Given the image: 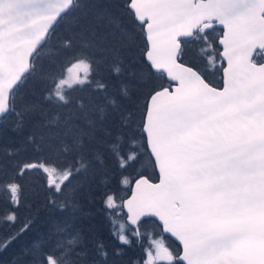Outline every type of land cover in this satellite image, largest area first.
I'll return each instance as SVG.
<instances>
[{
	"label": "snow or ice",
	"instance_id": "1",
	"mask_svg": "<svg viewBox=\"0 0 264 264\" xmlns=\"http://www.w3.org/2000/svg\"><path fill=\"white\" fill-rule=\"evenodd\" d=\"M0 264H264V0H0Z\"/></svg>",
	"mask_w": 264,
	"mask_h": 264
},
{
	"label": "trees",
	"instance_id": "2",
	"mask_svg": "<svg viewBox=\"0 0 264 264\" xmlns=\"http://www.w3.org/2000/svg\"><path fill=\"white\" fill-rule=\"evenodd\" d=\"M193 59V56L192 55H190V56H188V57H186V60H188V61H191ZM211 79H213V81H216L218 78L217 77H212ZM97 208H99V205H97ZM46 215V212L45 211H43V210H41V213H40V216L41 217H43V216H45ZM97 221H99L100 223H101V225H102V232H103V235L105 236V237H107V235H108V225L105 223V222H103V218H102V216H98L97 217V220L96 221H93V223L95 224V223H97ZM37 224H40L39 222L37 223ZM37 224H36V226L24 237V242H30V241H32L33 239H35L36 237H35V235L37 234V233H41V232H43L44 231V227H41V226H37ZM170 244H173L174 242L173 241H171V240H169L168 241ZM5 259H7V257H5Z\"/></svg>",
	"mask_w": 264,
	"mask_h": 264
},
{
	"label": "rangeland",
	"instance_id": "3",
	"mask_svg": "<svg viewBox=\"0 0 264 264\" xmlns=\"http://www.w3.org/2000/svg\"><path fill=\"white\" fill-rule=\"evenodd\" d=\"M47 215V214H46ZM45 215V216H46ZM44 217V216H43ZM40 224H37V226L39 225V226H41V227H43V225H42V222H39ZM45 230V229H44ZM150 231H152V229H149ZM40 235V233H37L36 235H35V237H37V236H39ZM147 241H145V243H146Z\"/></svg>",
	"mask_w": 264,
	"mask_h": 264
},
{
	"label": "water",
	"instance_id": "4",
	"mask_svg": "<svg viewBox=\"0 0 264 264\" xmlns=\"http://www.w3.org/2000/svg\"><path fill=\"white\" fill-rule=\"evenodd\" d=\"M174 242V241H173Z\"/></svg>",
	"mask_w": 264,
	"mask_h": 264
}]
</instances>
